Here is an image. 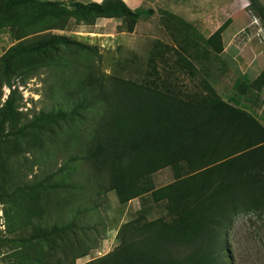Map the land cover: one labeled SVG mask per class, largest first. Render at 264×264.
Masks as SVG:
<instances>
[{"label": "trees", "instance_id": "obj_1", "mask_svg": "<svg viewBox=\"0 0 264 264\" xmlns=\"http://www.w3.org/2000/svg\"><path fill=\"white\" fill-rule=\"evenodd\" d=\"M248 1L249 12L264 26V3ZM152 13L124 0H0V30L7 28L14 40L0 55V199L23 189L33 202L27 217L33 234L28 247L19 246L32 254L28 260L76 264L97 248L98 238H80L85 226L52 216H61L73 201L79 203L74 218L98 209L96 200L108 193L120 210L133 199L140 207L111 228L117 245L83 264H231L227 233L235 218L264 217V122L245 104L248 93L258 98L264 88V67L252 80H237L235 93L223 99L206 78L196 91L178 84L184 71L194 78V67L167 43L155 46L162 54L176 53L170 70L161 73L152 54L143 80L136 82L106 72L98 46L50 31L66 29L71 19L94 25L103 18L120 21L116 32L132 33ZM230 22L206 38L197 36L207 54L223 52ZM41 69L60 72L54 82L60 95L31 118L45 122L31 135V124L20 120L18 81L25 83ZM4 88L9 92L3 98ZM47 133L49 143L72 154L28 184L19 159L43 149ZM166 168L173 180L155 186L153 174ZM59 192L69 193L60 206L51 200Z\"/></svg>", "mask_w": 264, "mask_h": 264}, {"label": "rangeland", "instance_id": "obj_2", "mask_svg": "<svg viewBox=\"0 0 264 264\" xmlns=\"http://www.w3.org/2000/svg\"><path fill=\"white\" fill-rule=\"evenodd\" d=\"M61 1L69 3L72 0ZM261 1L264 3V0ZM248 3V0H147L145 7L152 9L154 6V12L143 15L133 33L116 32L113 23L107 21L109 19H98L94 25L75 23L71 19L66 29L50 31L98 46L101 67L106 72L136 82L143 80L152 54L156 56L161 73L165 75L170 70L176 53L170 51L162 54L155 46L159 41L167 43L179 54L189 58L194 67V78L188 71H184L179 75L181 82L178 84H182L187 91H196L201 89L199 83L206 78L215 91L227 99L235 93L234 84L237 80H252L264 67V26L249 12ZM170 14L177 19L171 18ZM229 18L231 22L223 32V52L219 55L207 54L197 36L208 37ZM95 32L103 33V36H97ZM13 43L9 30H0V55ZM185 44L189 47L186 48ZM55 74L60 75V72L41 69L33 78L26 79L25 83L18 81L22 96L19 102L20 120L31 124V135L36 134L45 124L44 120L31 118L50 108L56 101L53 95H60L54 84L57 79ZM8 92L9 89L4 88L3 98ZM246 97L249 101L245 104L250 111L264 122V88L258 98L252 93ZM48 136V133L44 134L47 142L43 149H38L34 154L25 153L19 159L20 175L28 184L54 172L72 154V150L68 149L59 151L60 146L54 140L49 143ZM33 159L35 165L30 168L28 166ZM152 178L155 186H161L173 180V173L166 168L153 174ZM53 179H58V176ZM68 194L59 192L52 195L51 200L60 206ZM61 197H64L63 200ZM96 202L98 209L81 213L75 218V205H79L75 201L65 207L61 216H52V221L68 222L74 219L77 226H85V231L78 230L81 239L84 234L91 239L98 238V247L76 259V264H83L111 251L118 243L116 229L111 228L132 218L140 207L139 200L133 199L120 210L113 193H108L107 199L100 198ZM84 204L87 206L94 203H83L81 208ZM32 207L33 202L23 189L18 190L12 198L0 199V264H17V261L18 264H38L34 259L28 260L31 253L21 252L19 248L20 245L28 247L26 239L33 234L27 226V217ZM159 214L160 211L154 212L152 216ZM20 215L23 221H15V217ZM227 240L231 264H264V217L239 215L227 233ZM42 250V247L38 248V252Z\"/></svg>", "mask_w": 264, "mask_h": 264}, {"label": "crops", "instance_id": "obj_3", "mask_svg": "<svg viewBox=\"0 0 264 264\" xmlns=\"http://www.w3.org/2000/svg\"><path fill=\"white\" fill-rule=\"evenodd\" d=\"M90 1H94V2H101L102 0H90ZM125 2H126V4L130 7V8H132V9H135V8H139V7H142V8H145V9H151V8H147V7H145V2H147V0H124ZM149 3H150V1H148ZM154 6H152V10H153V12H154ZM103 19V18H102ZM106 20V19H105ZM107 21H110L111 22V24H112V26H114V27H116V25H118V24H120V21L119 20H117V19H109V20H107ZM110 22H108V23H110ZM136 27H137V24H136ZM136 27H135V30L134 31H136ZM115 29V28H114ZM133 31V32H134ZM132 32V33H133ZM95 34L97 35V36H103V33H100V32H95Z\"/></svg>", "mask_w": 264, "mask_h": 264}]
</instances>
